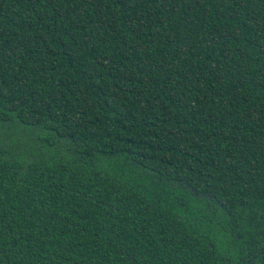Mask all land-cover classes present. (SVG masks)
<instances>
[{"label":"trees","instance_id":"obj_1","mask_svg":"<svg viewBox=\"0 0 264 264\" xmlns=\"http://www.w3.org/2000/svg\"><path fill=\"white\" fill-rule=\"evenodd\" d=\"M0 264H264V0H0Z\"/></svg>","mask_w":264,"mask_h":264}]
</instances>
